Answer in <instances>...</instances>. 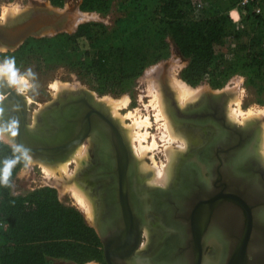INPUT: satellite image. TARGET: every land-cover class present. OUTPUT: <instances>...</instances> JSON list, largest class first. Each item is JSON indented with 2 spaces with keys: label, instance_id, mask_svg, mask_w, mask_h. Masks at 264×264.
Returning <instances> with one entry per match:
<instances>
[{
  "label": "flooded vegetation",
  "instance_id": "obj_1",
  "mask_svg": "<svg viewBox=\"0 0 264 264\" xmlns=\"http://www.w3.org/2000/svg\"><path fill=\"white\" fill-rule=\"evenodd\" d=\"M159 81L164 89L169 90L167 91V100L169 103V99H173V96L172 93H170L171 91L166 82V78L159 75ZM66 90L76 91V89L71 88ZM216 92L220 93L222 91ZM77 97L76 100H81L83 98L81 95H77ZM66 99L64 91H62L56 99L52 98L44 102L42 106L40 103L31 101L38 106L37 109H34L30 107L28 99L22 92L17 90V87L14 88L6 83H0V125H4L12 120L18 122L16 129L17 135L12 137L10 133H8V141L6 143L12 145V142L18 140V128L21 122L20 113L22 112L24 117L22 139L26 149L33 155L34 160L39 162L53 160L49 156L40 155V149L49 150L65 141L70 142L76 139V132L81 126L80 122H77V119L83 108L78 107L80 104L64 107V103L68 102V99ZM97 101L101 100L98 99ZM201 101L202 100L197 102V105L200 104ZM86 102L88 101L86 100ZM202 104L203 105L197 108L198 110L189 109V114L193 112L196 114L197 111L198 115H196V117L199 120H204L203 118L208 115H210L213 120L207 119L208 121L201 124L186 122L183 127L179 126L182 131L194 136L195 141L194 139L190 141L188 144L189 148L187 147L185 151H179L169 184H167L165 188L157 187L172 192L175 201L181 200L180 194L182 193L192 194L194 199L204 193L214 196L219 192V178L215 176L212 180L210 171L213 165L207 163L212 153L210 149L206 152L205 150L206 145H210L219 135L217 130L221 127L214 121L219 120L222 112L225 118L228 119L227 110L225 113L227 103L225 108H223L224 106L221 103H217V101H204ZM177 106L180 107L179 104H177ZM190 106L191 105L180 108L188 109ZM65 110L70 112L66 118L65 115L63 116ZM246 125H239L238 127L251 129L250 125L252 124L249 125L248 123ZM90 127L92 129L91 132L81 144L73 147L69 151L70 153L67 157L62 160L58 159L47 162V165L56 166L62 163L70 158L80 146H84L87 149V156L81 162L80 168L76 172V179L80 185L84 186V190L87 191L90 197L93 198L96 220L94 225L97 224L102 232L101 239L98 237L101 245V257L94 261L98 264H108L103 254V241L107 246H114L122 251L133 248V260L130 261L129 264H192L194 260H189V251L192 249L195 237L193 236L192 227L190 226L191 222L188 220L183 223L184 220L182 219L176 220L172 210L173 206L169 203L167 210H158L156 201L158 198L163 197L162 194L153 191L150 192L145 189L146 192L142 193V187L150 189L153 186H146V176L139 171V165L136 159L132 157L131 159L128 158L124 160L120 157L121 154L127 150L123 147V142L126 140L128 147L131 146L130 143L128 144L129 141L124 131L121 135L122 144H120L118 139L115 141V139L111 138V133L108 132L107 125L101 119H93ZM253 134L254 131L251 132V143L254 138ZM128 150H130V148H128ZM249 150L251 153H249L248 159L250 158V160H252L250 154H252L253 149L250 147ZM130 153L131 156H133L131 150ZM259 157L264 166L260 153ZM120 168L122 169L121 173L119 172ZM228 174L230 176L229 180L234 179L238 182L236 176L231 172H228ZM142 176L145 177L143 178ZM121 182L126 184L123 189L126 198L125 203H127L131 210L125 212V214L122 212L120 205L119 192ZM164 198L166 200V197L162 199ZM170 198L172 200L173 196ZM171 200L169 199V201ZM184 206V209L188 210L187 207L190 206V203L189 206L188 203ZM178 208L177 205L176 209ZM221 210L232 209L220 206L217 211H215L212 220L208 223L206 234L204 235V239L203 237L201 238V241L202 244L205 245L204 257L209 258V260H203L202 264H221V259H217V257H221L223 245L221 244L219 234L212 232L213 224L219 221L217 216ZM232 212L234 211L232 210ZM259 233L257 229L255 233L257 237H260ZM212 234L215 235L212 236ZM257 237L251 239L250 247L255 245V238ZM261 242H264V240L261 239ZM256 246L260 247L255 245V248ZM261 248L263 249L264 247H260L259 250H261ZM191 256H193V253H191ZM262 258H264L263 254ZM249 259H252V257L250 256ZM113 262L116 264L126 263H123V260L117 262L116 259L113 260Z\"/></svg>",
  "mask_w": 264,
  "mask_h": 264
},
{
  "label": "trees",
  "instance_id": "obj_2",
  "mask_svg": "<svg viewBox=\"0 0 264 264\" xmlns=\"http://www.w3.org/2000/svg\"><path fill=\"white\" fill-rule=\"evenodd\" d=\"M49 1L57 8L64 4V0ZM108 7L109 0H82L80 10L105 12ZM193 13L192 0H157L154 35L168 38L186 62L180 72L184 82L192 87L205 80L215 84L234 68L215 52V46L227 34V24L220 16L197 18ZM243 18L264 23V16H255L250 8ZM124 26L118 25V32L112 29L115 36L112 33L101 39L97 32H105L102 24L83 23L72 35L28 38L10 56L17 61L40 54L44 63L85 70L102 92H122L127 82L158 59L151 58L152 45L147 39L134 36L142 37L143 28ZM125 31L131 39L118 38L117 34ZM79 38L88 41L90 50H79ZM247 60L250 66L264 68V51L252 53ZM0 156L4 160L12 158L13 149L0 143ZM21 166L22 161L12 170L11 183ZM0 218L5 224L0 229V264H85L101 257L96 232L78 210L61 203L53 189H38L23 197L13 195L11 187L0 185Z\"/></svg>",
  "mask_w": 264,
  "mask_h": 264
},
{
  "label": "rangeland",
  "instance_id": "obj_3",
  "mask_svg": "<svg viewBox=\"0 0 264 264\" xmlns=\"http://www.w3.org/2000/svg\"><path fill=\"white\" fill-rule=\"evenodd\" d=\"M37 1H43L47 4H51L49 0H0V22L3 23L7 19L16 17L21 14L22 11L29 8L31 3H35ZM81 3L82 0H64L62 8L69 6L76 7L80 10ZM156 3L157 0H109V7L105 12H83L81 10V12H76L75 19L78 23L83 24L87 23L85 21H88L103 25L105 32H97V35H99L101 39L108 36V34H112V29H115L117 32L120 31L121 29H118V25L120 24H124V28L134 27L139 30H141V28L144 29L142 37H138L137 35L134 36L137 37V39H147L148 43L152 45V48H150L151 58L155 59L158 57V59L149 63L139 77L127 82L122 92H102L94 78L85 70L73 68L64 64H47L42 61L40 54H36L32 57L29 56L27 60H15L16 67L19 69L20 73L23 74L28 69H31L35 74V79L30 80V83L33 84L34 87L22 92L28 99L30 107H33L34 109H37L38 107L32 102L40 103L42 106L44 102H47L52 98L56 99L59 93H57L53 88L54 84L68 87L67 89H86L94 93V96L97 99L103 101L106 107L108 99L119 101L126 98L129 101L128 105L119 110L120 114L127 117V115L132 113L135 115V118L142 119L149 117L151 127H144L141 129L142 133H149V141L146 142L145 145H151L153 138H155L158 142V148L149 153L146 158V162L152 164V160H150V158H154L159 166L162 164L168 165L167 157L165 156V148L169 146V143L167 142V139H163L165 133L164 122L161 119H157V115H159V107L157 99L155 98L156 93L160 90L163 91L166 99L168 95L166 93L167 90L160 84V75L166 78V82L168 83L175 101L177 100V93L172 88V81L174 79L186 84L194 90H202L204 93L206 91H222L229 93L231 96L229 97L225 108V110H227V116L229 106L236 108V103L234 101H240L239 104L241 109L245 113L252 111L260 114V117L257 120L253 119L240 125H246L252 121H258L259 138H261L264 124V68L257 69L254 66L248 65L247 62H249V60H247V58H249V56L254 52L264 51V23L251 21L248 18H241L239 23H234L228 14L229 11L236 6L234 0H202V8L198 11H194L193 14L197 18L216 16L224 18L227 24V34L220 41V43L215 46V52L217 55L223 57L227 63L232 64L234 68L227 78L220 79L218 83L214 84L210 80H205L198 86L192 87L180 78V72L186 66V62L183 61L168 38L154 35L156 18L153 14V10ZM233 16L236 17L234 13ZM75 31L66 34L72 35ZM119 34H122V36L120 37ZM119 34H117L119 39H131V35L130 33H127V31ZM115 35L116 33H113L112 37ZM52 37L54 36L43 38ZM159 42L161 45H159ZM78 46L80 51L90 50V45L85 38H79ZM14 51H8L5 48L0 47V63H2L6 58L12 57L10 55ZM13 87L16 88V86ZM109 111L111 113L110 109ZM131 123V119L125 118V125H131ZM121 126L126 131L125 127L123 125ZM174 128L182 130L175 124ZM125 135L127 137L126 132ZM127 140L129 141L128 137ZM165 140L167 141L165 142ZM260 141L257 143L258 146L256 152L258 155L261 148ZM0 143L12 149V146L9 143ZM179 145H181L180 140L175 141L172 144V147L175 148L178 153L180 151V149H178ZM3 160L4 157L0 156V162ZM43 165L44 163L34 160L31 157V164L26 168L24 166V162L22 161V166L11 183V193L13 195L25 197L28 196L29 193L38 189H53L56 193L57 199L64 205L74 207L78 210L83 215L86 224L95 231L92 226L93 224H91L87 219L84 208L77 203V200L73 195L71 185L75 181L77 182V164L74 162L68 164L70 178H67V176L62 178L59 169L56 170V175L49 176L44 171ZM0 166H2V164H0ZM56 178L58 181L54 180ZM62 180H64V182L66 181L65 186L67 185V187L63 186L64 182ZM1 243L2 241H0V245ZM222 256L223 254L221 251V258ZM217 259H219V257H217ZM85 264L98 263L92 260Z\"/></svg>",
  "mask_w": 264,
  "mask_h": 264
},
{
  "label": "water",
  "instance_id": "obj_4",
  "mask_svg": "<svg viewBox=\"0 0 264 264\" xmlns=\"http://www.w3.org/2000/svg\"><path fill=\"white\" fill-rule=\"evenodd\" d=\"M77 11L80 10H78L76 7L68 6L61 9L43 1L31 3L30 7L22 11L21 14L14 18L7 19L3 23L0 22V46L8 51H14L28 38L39 39L48 36H56L63 33H72L80 24H82L79 23L75 26V15ZM77 95H81L83 98L81 97V100H76ZM64 96L68 99V102L64 103V107L80 104L78 107L83 108L77 119V122H80L81 126L76 132V139H73L70 142L65 141L64 143L54 146L49 150L40 149V155L43 154L53 159L47 160V162L58 159L62 160L67 157L70 153L69 151L73 147L81 144L91 132V122L96 118L101 119L107 125L108 132L111 133V138L115 139V141L118 139L120 144H122L121 135L123 132L121 128L117 122L111 118L102 101H97L98 99L94 96V93L80 88L78 90L76 89V91L64 90ZM229 96L230 94L227 92L217 93L214 91H206L204 98L201 99V103L198 105L197 103L194 105L192 104L190 107H188V109H181L177 106L173 99H170L169 112L171 119L178 127H183L186 122L194 124L205 123L208 121L207 119H212L210 115L204 118L202 117L204 120L201 121L196 117L198 112L196 111V114H194V112L189 114V109L198 110L197 108L203 105L202 103L204 101H217V103H221L224 106L223 108H225ZM86 100L88 102H86ZM20 114L21 122L18 128V140L12 143H17L25 147L24 141L22 139V134L24 131V117L22 112ZM68 114H70V112L65 110L63 116L65 115L66 118ZM214 122L221 127L217 130L219 135L214 141L211 142L210 145H206L205 152L210 149V152L212 153L207 163L213 165L210 171L212 174V180L215 178V176H218L219 178V192L214 196L206 195L204 193L198 198H194L191 203V207L189 208L187 214L188 217L186 219L187 221L189 220L191 222L190 226L192 227L193 236L195 238L189 254L191 259L194 260L192 264H201V261L204 258L205 248V245L202 244L201 238L204 236L208 226V221L203 220L204 215L209 218L218 206L227 205L237 215L240 228L238 233L234 236V248L229 254V257L225 260L224 264H248L249 243L253 234L257 232V227L259 226L258 222L256 221L258 217L257 215L260 211H264V167L256 155L258 142L257 130H255L253 134L254 138L252 143L250 141L251 132L258 127L257 123L255 122L250 125L251 129L230 124L225 118L223 112L221 113L219 120ZM123 143V147H125L127 150L122 153L120 157H122L124 160H127L128 158L131 159L132 156L128 150L126 140ZM250 147L254 152L251 154L252 160L247 158L239 161L235 165V158L242 154L245 150H248ZM29 156L34 158L30 153ZM47 162L42 163L47 164ZM233 168L237 170L236 175H239L236 178L238 182L234 185L232 182H229L230 176L228 174V172L232 171ZM121 171L122 169L120 168L119 172L121 173ZM142 177L144 178L145 176ZM125 186V183H120V205L124 214L130 210L127 203H125L126 198L124 195L125 192L123 191ZM82 187L84 189V186ZM142 188L150 192H157L158 194H162L163 197H166V200L165 198L162 199L163 197L158 198L156 201V206L160 211H165L168 209V201L169 199L171 200L170 197L173 196L172 192L166 189L162 190L157 187H151L150 189L144 187ZM93 227L96 234L101 239L102 232L100 227L97 224ZM259 232L261 234L262 240H264V225L259 228ZM102 243L104 258L108 264H116L113 262L115 259L117 262L119 260H123V263H128V261L133 260V248L122 251L117 249V247L107 246L103 241ZM191 253H193V256H191Z\"/></svg>",
  "mask_w": 264,
  "mask_h": 264
},
{
  "label": "bare ground",
  "instance_id": "obj_5",
  "mask_svg": "<svg viewBox=\"0 0 264 264\" xmlns=\"http://www.w3.org/2000/svg\"><path fill=\"white\" fill-rule=\"evenodd\" d=\"M75 26L77 24H79L77 22V20L75 19ZM74 26V27H75ZM158 83V82H157ZM156 85V83H155ZM53 88L55 89V91L57 93H60L64 90H66L68 87H63L59 84H54ZM160 88V87H159ZM172 88L176 91L177 93V102L179 104V106L181 108H184L188 105H192L195 104L197 102H199L201 100V98L205 95L204 91L200 90H194L190 87H188L186 84L176 81L175 79L172 81ZM161 89V88H160ZM157 90V89H156ZM167 91H169L167 89ZM166 91V93H168ZM156 93V91H155ZM171 93V92H170ZM231 96V95H230ZM229 96V97H230ZM155 98L157 99L158 102V107H159V112L157 115V119L158 120H162L164 122V136L163 139H167L165 140V142L167 141L169 144V146H167L165 148V156L167 157V161H168V165H164L162 164L161 166H159L156 161L154 160V158H150V160H152V164H149L146 162V158L149 155L150 152L156 150L158 148V142L156 141L155 138L152 139V144L151 145H145L146 142H148V138H149V133H142L141 129H143L144 127H151V122L149 117L146 119H142V118H135L132 113H130L129 115H127V117H124L120 114L119 110L122 108H125L128 105V100L125 98L123 100H112V99H108L107 103V107L105 105V103L102 101V103L104 104V107H106L108 113L109 109L111 110V115H113V117L111 116V118H113L117 124L119 125L120 128H122L120 125H123L126 129V131L123 129L122 132L124 131V133L126 132L127 137L129 139L130 142V150L132 152V157L134 159H136L137 164L139 165V171L147 176L145 178V184L146 186H153V187H166L167 184H169L172 173H173V167L174 164L178 158V151L175 150V148L172 147V144L175 141L180 140L181 145L178 146V149H180L181 152L185 151L188 147V144L190 141H192L193 139H195L194 136L187 134L186 132H181L182 130L179 129H175L174 128V124L173 121L171 119L170 116V112H169V103L167 105V99L164 96L163 91H158L155 95ZM170 98V97H169ZM170 100V99H169ZM229 100V98H228ZM175 101V100H174ZM175 101V102H176ZM236 103V108H233L232 106H229V112H228V119L227 121L230 124H233L235 126H239L242 123H247L248 121H251L253 119H258L260 117V114L254 113L252 111H249L247 113H245L242 109L241 106L239 104L240 101H234ZM226 113V110H225ZM125 118L127 119H131L132 123L131 125H125ZM118 120V121H117ZM119 122L121 124H119ZM257 123V133H258V141H259V124L258 121H252L250 124L252 123ZM244 125V124H243ZM248 126V125H246ZM255 132V130H254ZM192 136V137H191ZM163 139H161L162 141H164ZM260 142H261V148H260V156L262 157V159L264 160V124H263V128H262V134H261V138H260ZM182 141V142H181ZM128 142V144H129ZM259 143V142H257ZM128 146V145H127ZM258 146V144H257ZM189 148V147H188ZM129 150V151H130ZM257 150V148H256ZM249 152L250 150H245L242 154L238 155L235 158L234 164L236 165L239 161H242L244 159H247L249 157ZM254 153V152H253ZM251 155V154H250ZM257 158L260 160V162L262 163L258 153L256 152ZM87 156V149L80 146L77 148V150L75 151L74 154L71 155L70 158H68L67 160L63 161L62 163L56 165V166H49L47 164L44 163L43 168L44 171L46 172L47 175H56V170L59 169V171L61 172V176L62 178L64 176H67V178H70L69 175V166L68 164L71 162H74L77 164V169L80 168L81 162L86 158ZM181 156V154H180ZM263 165V163H262ZM58 167V168H55ZM264 167V166H263ZM234 176H239L236 175L237 174V170H235L234 168L232 169V171H230ZM65 178V177H64ZM173 179V178H172ZM53 180V178H52ZM55 181L58 179H54ZM64 182V180H62ZM66 182V181H65ZM64 185L65 186V183ZM229 182H232L233 184H236L237 181H235L234 179H230ZM62 186V185H61ZM72 191H73V195L77 200V203H79L81 205V207L84 208L85 212H86V216L88 221L91 224H95V208H94V201L93 198L90 197V195L87 193V191H85L83 189V187L78 183V182H74L72 185ZM67 187V185L65 186ZM68 189V188H67ZM71 190V189H70ZM146 191L144 189H142V193H145ZM181 196V200H174V195H173V199L171 201H168V203H170V205L173 206V213L175 216L176 220L182 219L184 220L183 223L187 222L186 218H187V214L189 211V208L191 207V203L193 201V195L192 194H187V193H182L180 194ZM190 203V206L187 207L188 210H185V204ZM178 205V209H176ZM220 206H224V207H228L227 205H220ZM218 206L214 212L211 214V216L209 218H207L206 215H204V219L203 220H207L208 223L212 220V218L214 217V213L215 211H217V209L220 207ZM183 215V216H181ZM257 219L256 221L258 222V227L257 229L259 230L260 227H262V225H264V211H260L259 214L257 215ZM218 223H214L212 226V232L213 233H218L220 238H221V244L222 246V258L219 257L221 259V264L225 263V260L229 257V254L231 253L232 249L234 248V242H235V235L238 233V230L240 228V223L238 221V217L237 215L232 212V210H221V212L218 214ZM206 234V233H205ZM204 234V235H205ZM215 234H212V236H214ZM260 237H257L256 234L254 233L252 238H255V245H258L260 247H264V242H261V234L259 233ZM204 239V236H203ZM204 242V240H203ZM206 244V242H204ZM251 243V241H250ZM249 243V257L251 256L252 259H248V264H264V258H262V254L264 256V248L261 250H259L260 247L255 248V245L253 247H250ZM184 259V258H183ZM188 259V258H187ZM208 259L207 257H204L203 260ZM191 260V257L190 259ZM203 260L201 261V264L203 262ZM131 261V260H130ZM126 264H129V262ZM184 264V263H183Z\"/></svg>",
  "mask_w": 264,
  "mask_h": 264
},
{
  "label": "clouds",
  "instance_id": "obj_6",
  "mask_svg": "<svg viewBox=\"0 0 264 264\" xmlns=\"http://www.w3.org/2000/svg\"><path fill=\"white\" fill-rule=\"evenodd\" d=\"M35 79V74L31 69H28L25 73H20L16 67L15 58H6L0 63V83H6L11 86H16L19 92H24L32 87L33 84L30 80ZM18 122L12 120L4 125H0V142H7V134L10 133L12 137L17 135ZM13 157L7 158L0 162V185L5 187H11V176L14 167L24 162V166L27 168L31 164V157L29 151L23 145L12 143Z\"/></svg>",
  "mask_w": 264,
  "mask_h": 264
},
{
  "label": "built area",
  "instance_id": "obj_7",
  "mask_svg": "<svg viewBox=\"0 0 264 264\" xmlns=\"http://www.w3.org/2000/svg\"><path fill=\"white\" fill-rule=\"evenodd\" d=\"M235 7L229 11V17L234 23H239L241 18L246 15L248 8L252 10L255 16H261L264 13V0H235ZM194 11L202 8V0H192ZM233 13L236 17L233 16ZM4 221L0 218V229L4 227Z\"/></svg>",
  "mask_w": 264,
  "mask_h": 264
},
{
  "label": "crops",
  "instance_id": "obj_8",
  "mask_svg": "<svg viewBox=\"0 0 264 264\" xmlns=\"http://www.w3.org/2000/svg\"><path fill=\"white\" fill-rule=\"evenodd\" d=\"M262 16H264V13H263V15Z\"/></svg>",
  "mask_w": 264,
  "mask_h": 264
}]
</instances>
